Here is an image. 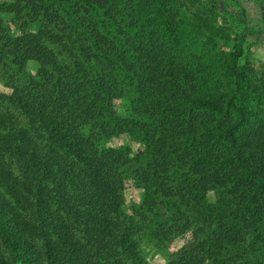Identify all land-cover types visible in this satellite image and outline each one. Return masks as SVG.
Masks as SVG:
<instances>
[{"label":"trees","instance_id":"obj_1","mask_svg":"<svg viewBox=\"0 0 264 264\" xmlns=\"http://www.w3.org/2000/svg\"><path fill=\"white\" fill-rule=\"evenodd\" d=\"M69 1H0L8 89L0 98V264H148L143 240H169L171 228L154 229L149 218L163 203L207 232L164 264H247L235 251L247 243L252 253L250 239L264 227V136L243 133L253 114L239 66L243 34L225 56L232 90L217 100L197 93L189 63L163 45L174 32L169 0H76L120 31L151 23L153 38L137 57L67 14ZM127 79L136 83L134 118L113 111ZM118 131L146 148V160L101 145ZM127 172L143 193L131 213L121 211ZM259 256L255 264H264V249Z\"/></svg>","mask_w":264,"mask_h":264},{"label":"rangeland","instance_id":"obj_2","mask_svg":"<svg viewBox=\"0 0 264 264\" xmlns=\"http://www.w3.org/2000/svg\"><path fill=\"white\" fill-rule=\"evenodd\" d=\"M0 1L6 3L9 0ZM169 1L174 32L172 34L166 32L162 35L164 36L163 45L169 46L171 52L189 63V69L196 73V80L192 86L199 94H207L217 100L229 95L232 89L229 79L224 74L225 56L232 50L240 34H243L239 66L247 80L245 103L253 113L247 117L243 133L264 136V0ZM63 6L67 14H76L79 22L87 21L95 25L108 38L114 37L115 45L123 52L127 50L126 53L131 57L138 56L140 45L147 38H153L152 35L155 32V27L151 23L145 24L141 32L137 31L138 29L126 31L123 28L120 31L103 16L101 11H92L90 7L76 0H70ZM67 14H65V21L69 18ZM5 20L10 21L11 19L8 17ZM16 21L19 22L17 18H13L16 27L11 26V31L17 29ZM74 32L77 37H81V29L76 28ZM171 41L174 42L171 43ZM66 42L70 40L65 39V46ZM78 59L81 58L78 57ZM35 68V65L30 63L26 71L33 73ZM119 80L125 89L127 83L122 74L119 75ZM127 80L129 88L122 98L115 102L113 111L118 117L128 115L134 118L137 115L134 108L131 109L134 105L131 101L136 95V83L134 80ZM2 83L0 76V98L6 96L8 92ZM101 145L105 148L126 149L127 155L134 157L132 163L135 164L138 160H146L147 157L146 148L122 131L102 141ZM13 173L18 175L17 170ZM134 184L133 177L127 172L121 192V211L124 213H131L142 204V190ZM1 194L4 193L1 192ZM70 195L74 194L69 192L68 197ZM208 198L210 201L215 199L212 194L208 195ZM149 218L152 220L154 229L161 225L170 227L171 230L166 232L168 241L164 240L159 243L151 239L143 240L139 253L148 264H164L169 256L199 241L207 233L196 225V220L191 213L176 209L166 203L157 207ZM257 237L250 239L254 245L252 253L246 250L247 243L235 251V253L244 254L243 260L247 264H255L260 259L259 254L264 249V227L258 232ZM29 245L35 250L41 248V244L36 239H29Z\"/></svg>","mask_w":264,"mask_h":264}]
</instances>
